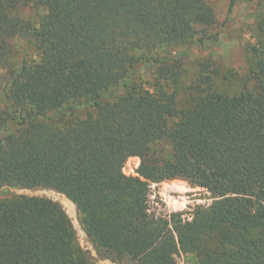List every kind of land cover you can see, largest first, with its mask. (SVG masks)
<instances>
[{"label":"trees","instance_id":"trees-1","mask_svg":"<svg viewBox=\"0 0 264 264\" xmlns=\"http://www.w3.org/2000/svg\"><path fill=\"white\" fill-rule=\"evenodd\" d=\"M239 1L229 0V13ZM26 3L31 20L20 14ZM216 24L207 0H0L11 109L0 108V131L9 129L3 193L64 195L99 258L116 264H179V254L196 264H264V9L250 81L235 94L216 87L219 71L208 64L186 82L191 44L207 47ZM17 37L28 39L31 62L11 60ZM145 65L154 70L143 81ZM133 157L137 176L124 172ZM176 179L209 192L211 204L189 218L154 212L152 184ZM87 261L59 203L0 200V264Z\"/></svg>","mask_w":264,"mask_h":264},{"label":"rangeland","instance_id":"rangeland-1","mask_svg":"<svg viewBox=\"0 0 264 264\" xmlns=\"http://www.w3.org/2000/svg\"><path fill=\"white\" fill-rule=\"evenodd\" d=\"M215 9L217 15V24L210 28L208 35L211 40L206 41V46L192 43L190 50V60L185 64L187 68L186 82L196 78V74L201 68V64H208L211 69L216 68L219 71L215 76L216 87L227 94H235L241 90V86L250 80L249 78V56L251 49L257 44L256 19L259 12L264 9V0L260 6L259 1L249 2L241 0L237 3L234 10L228 12L229 0H207ZM27 4V3H26ZM23 4L20 14L25 19H33L34 10L30 4ZM42 12V10H41ZM12 47V61L15 65L21 62H31L35 59L34 50L30 48L27 38L17 37L10 42ZM185 49V48H184ZM154 67L145 65L139 67V73L143 81L151 77ZM7 85L5 70L0 66V108L7 116L11 109L4 97V88ZM85 111L84 108L82 109ZM81 110V111H82ZM10 129H15L13 123H9ZM7 127L0 131V141L7 135ZM9 130V129H8ZM140 165V159L130 158L124 167L127 175L137 176L136 170ZM0 189V200L13 196H31L52 200L59 203L77 233L78 242L87 256V264H116L111 260H102L99 258L93 244L84 232L80 214L75 204L64 195L49 189ZM212 202L209 192L200 188L193 187L187 181L176 179L152 184L150 194V204L152 210L160 215H169L171 213H183L185 218H189L196 206H208ZM179 264H196L192 255L179 254L177 257ZM123 264H133L124 262Z\"/></svg>","mask_w":264,"mask_h":264}]
</instances>
